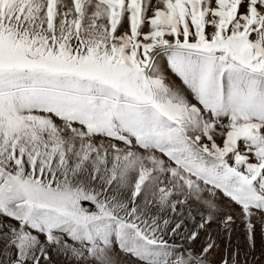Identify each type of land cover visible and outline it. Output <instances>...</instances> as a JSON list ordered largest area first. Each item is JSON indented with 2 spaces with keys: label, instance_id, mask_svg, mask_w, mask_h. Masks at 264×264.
Wrapping results in <instances>:
<instances>
[{
  "label": "snow or ice",
  "instance_id": "snow-or-ice-1",
  "mask_svg": "<svg viewBox=\"0 0 264 264\" xmlns=\"http://www.w3.org/2000/svg\"><path fill=\"white\" fill-rule=\"evenodd\" d=\"M237 218L264 237V0H0V264H214Z\"/></svg>",
  "mask_w": 264,
  "mask_h": 264
},
{
  "label": "rangeland",
  "instance_id": "rangeland-1",
  "mask_svg": "<svg viewBox=\"0 0 264 264\" xmlns=\"http://www.w3.org/2000/svg\"><path fill=\"white\" fill-rule=\"evenodd\" d=\"M166 59V57L162 56L158 60L157 66L161 70L165 69ZM166 74H170V69H168ZM170 80L176 84L178 88L181 87L182 81H180L175 74H170ZM181 90L183 91V89ZM84 202L91 204V209L94 210V205L91 202ZM256 223L257 231L254 246L247 241L243 222L239 218L236 219L230 236L226 231L214 224L212 226V235L218 247L212 251L209 255V259L213 261L214 264H220L222 258L226 256L231 257L238 253V255H236V264H264V237L261 236L259 221H256ZM175 243L180 244L181 241L177 239ZM2 248L3 245L0 244V249ZM197 248H199V245H197ZM117 260L119 264H130L123 256H117ZM53 264H70V262L62 258L54 257Z\"/></svg>",
  "mask_w": 264,
  "mask_h": 264
},
{
  "label": "water",
  "instance_id": "water-1",
  "mask_svg": "<svg viewBox=\"0 0 264 264\" xmlns=\"http://www.w3.org/2000/svg\"><path fill=\"white\" fill-rule=\"evenodd\" d=\"M83 206L88 207V208H92V205L89 204L88 202H84V203H83Z\"/></svg>",
  "mask_w": 264,
  "mask_h": 264
}]
</instances>
